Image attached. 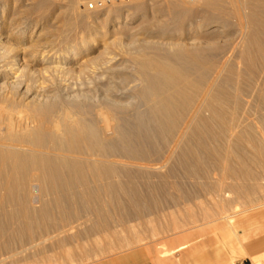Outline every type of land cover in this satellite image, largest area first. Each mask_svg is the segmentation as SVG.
Returning <instances> with one entry per match:
<instances>
[{
    "label": "rangeland",
    "instance_id": "374dc122",
    "mask_svg": "<svg viewBox=\"0 0 264 264\" xmlns=\"http://www.w3.org/2000/svg\"><path fill=\"white\" fill-rule=\"evenodd\" d=\"M176 1L183 3V8L186 12H181L180 15L174 17L172 14V3L174 0H0V37H2L0 41L3 46L5 44V48L11 50L12 55H15L17 52L18 59L19 57L21 58V56L24 57L22 59L25 61L20 60L19 63L26 64L27 69L25 68V72L27 73L31 70L30 72L35 73L34 77H38L35 79V84H39V87L42 89L47 88L48 90H51L53 87L51 83H54L58 79L60 80L62 77V80L66 79L63 85L66 82V84L69 83L70 86H73L75 90L92 91L94 87L89 83L91 71L94 68L98 69L99 67L97 66L101 65L102 62L107 61L109 58L113 59L114 65L116 64L119 69H123L127 74H130L133 85H135L139 82L137 77L138 73H136V71L138 72L140 63L145 62L143 59L148 58L151 55V51H153L150 48L142 50L144 45L150 47L153 44L158 45V43L161 45L164 44L165 46L167 43L169 45L180 44L186 46L185 48H194L198 51L197 54L193 56L194 60L200 64V67L198 64L197 69L194 70L196 73H194L193 76L196 78L192 76V79H196L193 81L198 80L196 83L194 82V87H200L201 85L202 79L200 78V81V79L197 78L198 75L201 74L200 76H202L204 73L203 75L206 79L205 74H209L208 71L211 69L210 67L213 65L216 67V65L218 66L224 61L227 63L226 68L230 67V71L226 69V71H228L225 72L226 74L230 72L228 75L229 77L233 75L231 71H235L236 67L239 68V70L246 67V73L243 71V74L245 73L247 76L249 75L248 69L254 67L257 70L264 66V0L261 2L257 0V2H259L257 4L263 3V7L262 5L256 7V2L254 0H209V7L208 4H201V0H199V3L197 2L198 0H196V2H191V0ZM89 5L92 7H89ZM196 5L199 6V8L196 7ZM239 8H243L241 10L243 12H241ZM236 10L239 12V15L233 13L237 12ZM244 14L245 17L243 18ZM242 18L247 21L242 20ZM18 21H20V23ZM15 24H18L17 27ZM19 24H23V26ZM14 26L15 29H13ZM253 27L255 29H253ZM19 30L22 32L20 33ZM259 31L261 32L259 33ZM254 36H258V42L254 39ZM247 39L251 41L248 42ZM252 40H255V42ZM150 43L151 45H149ZM83 45H86L85 50L80 52L76 60L74 62H68L67 64L62 63L64 67H67L66 70H63V74H55V76L51 68L56 65L57 62H60L58 59L69 57L70 55L68 53H70L71 50H80ZM256 49H259L257 53ZM254 52L255 54H253ZM52 57H55L56 60ZM249 59H252L251 63ZM141 60L143 61L141 62ZM200 62H202V64ZM237 62H240L241 66H239ZM235 64L236 66L233 67ZM242 64L246 65L242 67ZM248 64L249 66L251 65L252 68H250L251 66L247 68ZM101 66L103 67L104 65L102 64ZM136 66H138L137 69ZM214 66L212 68H215ZM208 67L210 68L209 70L207 69ZM254 68L252 71H254ZM239 73H242V71H239ZM243 74H241V76L236 74L238 78L236 75H233L234 78L232 76V79H237H235V85L238 87L244 85H238L239 82L244 81L242 78H246V82L250 80V78H248L249 76L246 77L245 74L244 76ZM52 76H54V82ZM34 77L32 76V78ZM118 78L120 81V77L115 78L117 83ZM132 82L126 84L127 87L125 88H129L128 86L132 85ZM60 83H62L61 80ZM88 87H91V90ZM190 87H192V85L188 87L190 93H194V90H197ZM50 93L48 92V94ZM255 104L254 102V105ZM61 109L65 110L66 107L62 106L60 107V110ZM261 114L262 117H257L258 123L255 122L258 126L259 133L256 130L246 129L245 132L248 134H246V136L244 133V140L240 143V146L239 143H237V146H235L236 148L232 146L234 151L231 148L229 149L233 151V153H230L231 156L234 157L232 162L214 163L215 160L213 159H216L215 155H217L215 151L218 149L215 141L216 138L214 139L215 134L211 135L213 138L209 136L210 140L211 138L214 139V143L212 140L210 141L209 138L208 141L204 138L208 137L206 134L207 131V133H211V129L215 133L218 131L216 128V120L210 118L208 122L209 125L207 123L199 128V133H201V131L205 133L203 136L205 141L202 140L201 133L198 134L201 135V137L199 136L200 138H198V136H193L187 143L196 148L201 161L198 160V162L194 160L189 162L167 163L165 165L166 167L163 169L166 170V168H168V170H171L168 171L170 175H168L167 171H165L166 175H164L165 172L163 171V175L166 178H159V180L155 177H151L152 180L148 178L153 184H163L162 188L159 190L152 191L153 184L150 186L149 181L146 182L147 184H144L143 181H139L138 178V183H135L136 179H134V182L133 180H128L130 183L134 184L136 188L140 187L138 189H141L140 194L145 193V197L143 194V199H140L143 203L141 204L143 206H141L140 210L132 208V202L128 200L127 196L121 193V195L119 194V198L118 194H116L117 196L112 194V196L114 195L116 197L113 196L114 198H111V195H109L111 193L108 194V192H106V194L102 191L104 193L103 197L100 196V193L98 196L101 198L98 196V198L95 196L96 199L95 197L94 199L88 197V200L85 197H83L84 199L82 200L80 194L74 195L73 197L69 196L67 200L70 199L71 201L65 202V204L70 202V205L68 204L69 207L63 203V200L66 201V199L62 197L61 205L62 203L63 205L60 207L58 206L60 205V201H58V204L55 199L57 198V200H60L61 197L53 195L54 193L51 195L49 192H39L41 195H39V200L41 201H39V213L36 214L38 215L37 220L39 224H34L33 230H31L33 236L35 232H38L34 237L39 236V247L37 248L39 251L37 249H29L32 254H36L32 256V258L36 257L33 258V260H35L37 264H102L101 262H106L117 256L131 254L135 250L145 251L146 246L149 247L151 254L153 253L152 251L156 250L154 252L156 255L157 252L163 249V244H165L164 248L174 247L178 244L179 239H177V237L181 235V233H191L189 238L190 246L185 250L184 254H179L180 251H178L175 252L172 257H169L168 261H171V264H227L229 259H231L232 264H251V259L246 254L242 253L241 249H238L239 251L236 250L234 239L236 234L238 237H242L243 234L247 232V227L252 226V228L248 230L252 231L250 233L248 232L249 237L244 240V244L249 253L262 254L260 251L264 252V225L260 228H255L257 227L255 224L264 221V219L254 221V217L263 210V208L256 209L255 207L261 202H264V105L262 106ZM252 131L253 133H251ZM256 139H259V142ZM209 141L211 144L213 143L211 146ZM204 144L207 145L206 147L210 146V148L213 149L217 148L214 151L215 155L212 154V149L204 148ZM256 148H261L262 150L259 149L258 152ZM206 149L212 152H205L208 151ZM251 149H255V151ZM204 152L206 153V155H204L205 157L203 156ZM209 154L211 155L209 156ZM256 155H259V157ZM155 163L159 166L158 164L160 162H152L151 165L153 164L152 166L155 167ZM200 164L206 165L207 167L200 166ZM184 165H186L185 167L187 168L183 167ZM203 167L206 173L202 169ZM185 169L188 173L185 172ZM198 169L202 170L204 174H201L202 172L200 173ZM226 170L229 172L227 173ZM121 178L120 182L123 183V181H121L123 177ZM128 181H125L124 178L125 183ZM231 181L232 183H230ZM140 182H142V187L139 184ZM205 182L208 183L206 184ZM127 184L124 185L127 186ZM233 184L236 185L234 186ZM228 200H231V202ZM43 204L47 206L45 210L43 208L45 205L43 206ZM87 204L89 207H86ZM101 204L103 206H101ZM66 206L69 209H66ZM92 206H94L95 209L90 208ZM204 206L206 207L204 208ZM58 207L61 209L65 208L67 211H61ZM251 207L254 209L247 210ZM43 210L45 212H43ZM16 215L21 216V214ZM19 216H16V218ZM223 216L233 220L230 224L233 226L235 234L227 238H224L223 231L217 227L219 226L218 224L224 221V218H222ZM0 220V224L7 221V219L2 216H0ZM172 227H175L174 231ZM6 233L8 234V232ZM6 233H2V236L0 234V242H5V247H1L0 243V254L5 252V248L6 251H19L21 247L25 246L24 243L29 239V235L27 236L24 232L10 233L11 235L9 234V238ZM24 234L26 236H24ZM24 237H28V239L25 238L24 240ZM228 238H230V240L232 239L231 247L227 240ZM128 243L131 244V247ZM126 245L127 247H125ZM2 248L4 249L3 251H1ZM13 248L15 250H13ZM16 248H18V250H16ZM34 250L36 251L34 252ZM28 251L27 253L30 252ZM31 252L29 253L30 255ZM27 253L26 255L30 256ZM152 255L155 257L154 254ZM180 255L184 256V262L182 263L180 262ZM91 256L93 258H91ZM85 258L88 261L91 260L90 263L86 260L85 262ZM246 258H249L250 261H245ZM252 260L255 261L256 264H264V258L259 260V258L253 257ZM0 264L3 263L0 262Z\"/></svg>",
    "mask_w": 264,
    "mask_h": 264
},
{
    "label": "bare ground",
    "instance_id": "6f19581e",
    "mask_svg": "<svg viewBox=\"0 0 264 264\" xmlns=\"http://www.w3.org/2000/svg\"><path fill=\"white\" fill-rule=\"evenodd\" d=\"M193 1L196 2V0H191V2ZM254 1L256 2V7L258 5L259 7L260 5L263 7V3L257 4L263 0H260L259 2H257V0ZM178 2L174 0L172 3V14L174 17L180 15L181 12H186L183 8V3L181 2V4L179 2L181 4L180 5ZM197 2L199 3V0ZM200 3L206 5L210 2L209 0H201ZM197 5L196 7L199 8L200 4L199 6ZM242 9L239 8L240 11ZM237 12L233 13L239 15V12ZM244 17L245 14L243 18ZM243 18L242 20H246ZM18 22L20 23V21ZM15 25L17 27L18 24ZM21 25L23 26V24ZM254 27L253 29L256 28ZM13 29H15V26ZM19 31L20 33L22 32L21 30ZM260 32L261 31H259V33ZM257 37L254 36L256 41L259 39H257ZM1 38L2 37H0V39ZM255 40L252 41L255 42ZM249 41L251 40H248V42ZM149 45H151V43ZM167 45V47L164 44L161 45L159 43L158 45L153 44L150 47L148 45H144L142 50L150 48L153 51H151V55L148 58L143 59L145 62H142L143 60H141L142 63H140V66H136V69L138 67V72L136 71V73H138L137 77L139 79L137 84L134 83L135 85H133V80L131 79L130 74H127L123 69V71L119 69L116 64L114 65L113 59L109 58L107 61L101 63V65H104L103 67L99 65L97 66L99 67L98 69L94 68L92 70L93 72L91 71L89 83L93 85L94 89L92 88V91H94L85 90V92L77 89L75 90L73 86H70L69 83L66 84V82L63 85V82L66 79L62 80V77L60 78L62 83H60L59 79L54 82V76H52L54 83H51L53 84L51 90H48L47 88H45L47 90L44 88L42 89L39 87V84H35V79L38 78L37 76L34 77L35 73L30 72L31 70H28L29 72L26 73V64L19 63L20 60L25 61L22 59L24 57L21 56V58L19 57L18 59L17 52L15 55H12L11 50L5 48V44L3 46L0 41V216L7 219L5 223L0 224V234L2 236V233L8 232V234L6 233L8 238L9 234L14 232H24L27 236L29 235V239L28 237H24V240L25 238L28 240L26 242L24 241L25 246H20L21 249L19 251H6V248L5 250L2 248L1 251L4 250L5 252L0 254V262L3 264H37L35 260H33V258L36 257L32 258V256L36 254H32L29 249H37L39 247V236L34 237L38 232H35V234L33 233V236L31 231L33 230L34 224L38 223V215L36 214L39 213V201H41L39 200V192L45 191L51 193V195L54 193L53 195L61 197L60 200H57V198L55 199L57 202L60 201V205H58L60 207H62L63 203L65 204V202L70 200H67V197L69 196L73 197L74 195L76 196L80 194L82 196V200L84 199L83 197L88 200L89 198L94 199V197H97L100 193V196L103 197V194L106 192H108V194L111 193L109 194L111 195V198L116 194H118L119 198V194L121 193L127 196L128 200L132 202V208L140 210L141 206H143L141 205L143 203L140 199L143 194L145 197V193L140 194L141 189L138 190L140 187L136 188L134 184L129 181L133 180L134 182V179H136L135 183H138V178L139 181H143L145 184L150 179L152 180L151 177H155L157 180H159V178H166L164 177V175H166L165 171H167V173L168 171H171L168 170V168H166V170L163 169L166 167L165 165L167 163L189 162L194 160L201 161L196 148L191 144H187L191 137L198 136V138H200L202 135V140L205 138L208 141L209 136L212 137L211 135L215 134L214 139L216 138L215 141L218 149L210 148V146L214 143V139H212V137L211 140L213 143L211 144V140L209 138L210 146L206 147L207 145L204 144V148H208L210 150L212 149L213 152L208 149H206L208 151L205 152H212V154H214L215 149H217L215 151L217 155L214 154L216 159L212 158L215 160L214 163L232 162L234 160V157L230 154L234 151L232 146L233 148H236L235 146H237V143H239L240 146V143L244 140V133L245 135L248 134L245 132L246 129L258 131V126L256 125V123H258L257 117H262L261 109L264 105V66H262V68H258L257 70L253 67L254 71H252V66H249L252 59H249L250 63L247 65V68L248 66L252 68L248 69L249 71L247 70L249 75L246 76L245 74L246 67L241 70L236 67L235 71L232 70L231 74L233 73L234 76L236 74L241 76L244 71L245 76H249L248 78H250V80L246 82V78L241 77L244 81H238V85H244L242 87H238L235 85L236 78L232 79L233 75L231 74L230 78L228 76L230 72H228V74L225 73L230 69V67L226 68L227 63L224 61L218 66L216 65V67L213 65L215 68H212L213 66H209L212 70L209 67L207 68L210 70L208 71V75L205 74L206 79L204 78V73L202 76H200L201 74L198 75L197 78H201L202 82L200 87L195 86L197 87L195 88L194 82L196 83L198 80L193 81L196 80V77L193 75L196 73L194 70L197 69L199 63L194 60L193 56L196 55L198 51L194 48H185L186 46H182L180 44L169 45L167 43ZM85 47L86 45H83L80 50H71L70 53H68L70 55L69 57L58 59L60 62H57L54 66L52 65L53 67L51 68L54 75L63 74V70H66L67 67H64L62 63L67 64L68 62H74L80 52L85 50ZM258 50L256 49V53ZM253 54H255V52ZM52 58L56 60L55 57ZM200 63L202 64V62ZM237 64L241 66L240 62H237ZM243 65L246 64H242V67ZM234 66H236V64L233 65V67ZM226 69L228 70L226 71ZM239 71H242V73H239ZM32 76L34 78H32ZM192 76L195 78L192 79ZM117 77H120L121 83L119 78L118 83L116 82L115 78ZM130 82H132V85H129V88H125L127 87L126 84ZM189 85H192L193 89L197 90H194V93H190L188 91ZM48 92L51 93L48 94ZM254 102L258 105H254ZM61 105L65 106L66 109L60 110V107H62ZM210 118H214V120H216V128L218 131L215 133L211 129V133H207L208 131L206 132L208 137L203 138L205 133H202V131V134L199 133V128L202 125L207 124ZM251 133H253V131ZM256 140L259 142V139ZM230 148L233 151H230ZM259 149L262 150L261 148ZM259 149L256 148L258 152ZM253 150L255 151V149ZM204 153L203 156L206 155V153ZM210 155L211 154H209V156ZM257 157H259V155ZM149 162L160 163L158 164L159 166L155 163L154 165L156 166L153 167V164L151 165ZM200 166L205 167L206 165L200 164ZM204 167L202 169L206 173ZM185 172L188 173L186 169ZM199 172L204 174L202 170ZM228 172L229 171H227V173ZM168 175H170V173H168ZM121 177H123V180H121L123 183L120 182V179H122ZM124 178L125 181L129 180L127 182L128 184L124 182ZM153 180L155 181L154 178ZM90 182H94L92 183L93 185ZM230 183H232V181ZM124 184H127V186ZM139 184L141 186L142 182ZM152 184L153 183L150 182L149 185L151 186ZM154 184L152 185V189L149 188L152 191L161 189L163 185ZM112 194L114 195L112 196ZM62 197L63 199L65 198L66 201L63 200L61 205ZM229 202H231V200ZM68 204L65 205L68 206ZM44 205L45 204H43V206ZM67 206L66 209H69ZM87 206L88 204L86 207ZM101 206L103 205L101 204ZM205 207L206 206H204V208ZM43 208L45 210L47 206L45 205ZM90 208L95 209L94 206ZM255 208H263L264 210V202H261ZM249 209L254 208L251 207L247 210ZM44 210L43 212H45ZM62 210H65V208H62L61 211ZM66 211L67 210H65V212ZM16 214H21V216ZM15 215L19 217L16 218ZM222 218H224V221L221 224H218L219 226L217 227L223 231L224 238L234 235L235 232L233 226L230 224L233 220L225 216ZM25 234L24 236H26ZM180 236L181 235H179L177 239H179ZM184 236L189 239L191 233H186ZM0 243L1 247H5L4 241ZM128 245L131 247L130 243H128ZM163 245L165 246V244ZM164 246L162 250L157 252L158 254L156 253V255L154 253L156 250L152 251V254H154L156 258V262L153 259L155 263L159 261L158 258L164 260L165 262V260L172 257L175 252H178L186 247L185 244H177V246L173 248H164ZM125 247H127V245ZM13 250L15 249L13 248ZM16 250H18V248H16ZM28 250L31 252V255ZM27 251L29 253H27ZM35 251L36 250H34V252ZM145 251L146 255H152L149 251V247L146 246ZM26 253L30 255L31 258L30 256H27ZM91 258L93 257L91 256ZM85 260L86 258L84 261ZM86 261L90 263L91 260ZM164 262L162 261V263Z\"/></svg>",
    "mask_w": 264,
    "mask_h": 264
},
{
    "label": "crops",
    "instance_id": "0c3cea01",
    "mask_svg": "<svg viewBox=\"0 0 264 264\" xmlns=\"http://www.w3.org/2000/svg\"><path fill=\"white\" fill-rule=\"evenodd\" d=\"M257 217V218H256ZM254 217V221L256 220H263L264 219V211H260L258 213V215ZM257 225V228H260L264 225V221H260L257 224H255V226ZM259 226V227H258ZM248 230H250L252 228V226L247 227ZM246 233L243 234L242 237H238L236 234V237L234 239L235 242V246H236V250L239 251L238 249H241L242 253L246 254L252 261L251 264H256L255 261L252 260L253 257L259 258V260L261 258H264V252L260 251V253L262 254H254V253H249L245 244H244V240H246L247 237H249V233L252 231H248ZM249 232V233H248ZM185 233H181V236L179 238V242L178 244H185L186 247L183 248L182 250H180L179 254H184L185 250L190 246V240L185 238L184 236ZM229 242L230 247L232 246V239L230 240V238L227 239ZM177 245H175L174 247H176ZM173 248V247H170ZM235 251V250H233ZM181 257V263L184 262V256L180 255ZM154 259L156 262V258L153 257L152 255H146L144 250H135L134 252H132L131 254H127L124 256H117L115 258H111L110 260H107L106 262H101L102 264H162V261L164 262V260H161L160 258L159 261H157V263H155L153 260L150 259ZM249 258H246L245 261H250ZM114 259V260H113ZM159 262V263H158ZM163 264H171V261L165 260V262ZM227 264H232L231 263V259L228 260Z\"/></svg>",
    "mask_w": 264,
    "mask_h": 264
},
{
    "label": "built area",
    "instance_id": "2783aa9c",
    "mask_svg": "<svg viewBox=\"0 0 264 264\" xmlns=\"http://www.w3.org/2000/svg\"><path fill=\"white\" fill-rule=\"evenodd\" d=\"M89 7H92L91 5H89Z\"/></svg>",
    "mask_w": 264,
    "mask_h": 264
}]
</instances>
